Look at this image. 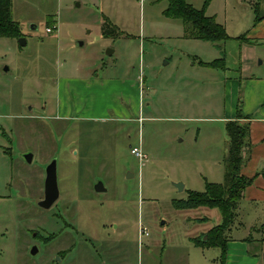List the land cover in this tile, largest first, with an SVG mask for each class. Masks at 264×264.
I'll list each match as a JSON object with an SVG mask.
<instances>
[{
  "label": "rangeland",
  "instance_id": "obj_1",
  "mask_svg": "<svg viewBox=\"0 0 264 264\" xmlns=\"http://www.w3.org/2000/svg\"><path fill=\"white\" fill-rule=\"evenodd\" d=\"M187 1L198 9L207 2ZM12 2L26 44L0 37V264H220L219 248L191 240L221 223L219 209H177L173 200L225 181L224 118L246 84L243 77L241 93L238 84L226 93L225 79L264 76V44L249 49L235 37L255 19L254 0H209L206 14L231 24V38L215 46L186 39L182 21L164 15L168 0ZM105 18L124 33L104 35ZM241 21L247 25L237 33ZM222 56L224 69L199 64ZM94 76L141 82L137 118L96 90L98 115L86 114L92 93L77 94L65 79ZM53 159L60 196L44 209L38 202ZM99 182L105 190H96ZM263 222L264 204L241 202L228 232L248 238L258 264Z\"/></svg>",
  "mask_w": 264,
  "mask_h": 264
},
{
  "label": "trees",
  "instance_id": "obj_2",
  "mask_svg": "<svg viewBox=\"0 0 264 264\" xmlns=\"http://www.w3.org/2000/svg\"><path fill=\"white\" fill-rule=\"evenodd\" d=\"M168 7L164 15L168 18L180 19L184 24V37L206 41H226L231 38L225 26L218 22L215 16L206 14V6L198 9L187 0H168ZM51 21L48 20L47 28H51ZM104 35L119 36V27L105 18L103 25ZM23 36L21 26L13 17L12 0H0V37L19 38ZM244 39L245 36L239 37ZM224 57L213 62H200L203 66L223 67ZM240 107L237 118L226 123L228 140L224 156L225 181L223 183L207 182L206 190L203 192L190 190L186 199H174L173 206L177 209H194L201 206L217 208L221 212L222 222L211 228L206 235L192 239L196 246L217 247L221 250L220 264H227V243L228 232L235 223L238 216L241 201L245 190L253 184L255 177H248L242 173L250 151V126L242 123ZM206 219H200L204 221ZM207 237L204 239V237Z\"/></svg>",
  "mask_w": 264,
  "mask_h": 264
},
{
  "label": "crops",
  "instance_id": "obj_3",
  "mask_svg": "<svg viewBox=\"0 0 264 264\" xmlns=\"http://www.w3.org/2000/svg\"><path fill=\"white\" fill-rule=\"evenodd\" d=\"M254 3H255L256 17L254 20H252V24L250 28H248V30L243 34L235 36L238 39H240L239 37L245 36L244 39H240V40L242 41V43L248 45L249 49L256 48L255 46L264 44V0H254ZM237 24L239 29L238 30L239 32L237 33H242L243 29H245L247 25V22L241 21V22H237L235 25ZM224 26L227 30L228 27L231 26V24L225 22ZM186 39H191V38H186ZM195 40H200V39H195ZM202 41L213 42L206 40H202ZM221 51L224 56L225 50L222 48ZM225 57L224 59H226ZM247 59L249 58L247 57ZM200 62L201 61H199V64ZM241 63H242L241 67L243 69V67H245V65L247 64V62H245V58L243 55H241ZM206 68H208V66H206ZM219 68L222 69L226 68V61L224 63V66ZM243 77L246 79L244 96L243 98L241 97L244 100L243 105H242V100L239 97L238 101L236 102L235 109L231 110V114L225 117L224 121H226L227 123L228 121L237 118L238 108L240 107V113L243 116L240 119V121L242 123H247L250 126V141L252 147L250 154L245 164L242 167V173L248 177H255V178L253 184L250 185L245 190L244 197L241 202L242 204L245 202L248 205H254V204L257 205V204H264V76H259L254 74V72H251L249 75L240 76V80H238L237 77L235 78L227 77L225 79L226 93L229 91L231 94H233L234 91L236 90L237 84L239 85V93H241L242 91H240V89L242 88V85H244ZM65 81L66 82L69 81L68 83H72L71 86L72 87L74 86L73 88L77 92V94H81V93L83 94L85 93V90L88 89L92 93V98H91L92 103L86 105V112H85L86 114L97 116L98 105L99 106L101 105V103H99L100 98H98L97 95L94 94L95 92L93 90H96L97 92H101L102 95L103 94L113 95L115 101L117 100L115 105L119 103V107L122 109V111L125 112L124 114L129 116L134 115L133 116L134 119L135 117L137 118V116L140 114V109H139L140 98L142 93L145 94V88H142L141 82L134 83V81L128 79L122 80L121 78L112 77V76H107L105 78L99 76L82 78V79L66 78ZM129 97L130 100L131 99L135 100V104H134L135 108L134 107L132 108L131 106L127 105V102L129 101ZM121 100L122 101L124 100L125 103L124 104L123 102L121 103L120 102ZM102 104L104 105V103ZM68 105H69L68 99L66 102L60 105V109H63L62 112L60 113L61 116L63 117L68 116V112H66ZM110 105L111 104H109L107 108L109 107L111 108ZM130 108L132 109L131 113L129 112ZM140 119L141 117H139V120ZM200 219L203 218H192L191 220L200 221ZM204 219L207 220V218ZM260 226H262L261 229H264V222ZM208 231H206L205 233L202 232L200 235H206ZM200 235L196 237H199ZM193 238L195 237H192L191 240ZM248 244H249L248 238H240L237 240H233L229 238V241L227 243V264H258L259 259L249 255L248 253L249 249L247 247ZM220 255H221V250H220Z\"/></svg>",
  "mask_w": 264,
  "mask_h": 264
},
{
  "label": "water",
  "instance_id": "obj_4",
  "mask_svg": "<svg viewBox=\"0 0 264 264\" xmlns=\"http://www.w3.org/2000/svg\"><path fill=\"white\" fill-rule=\"evenodd\" d=\"M20 42L22 45L26 44V40L24 37H20ZM79 44H83V42H79ZM6 69H8L6 67ZM26 161L32 162L33 161V154L27 153L24 155ZM176 186L183 190L184 185L182 183H176ZM97 191L105 190L103 183L99 182L95 186ZM60 190L58 185V174H57V160L53 159L47 166H46V179H45V187H44V198L38 202V205L44 209H50L53 204L59 199ZM207 237L205 236L204 239ZM38 251L37 247L34 246L32 249V253L35 254Z\"/></svg>",
  "mask_w": 264,
  "mask_h": 264
},
{
  "label": "built area",
  "instance_id": "obj_5",
  "mask_svg": "<svg viewBox=\"0 0 264 264\" xmlns=\"http://www.w3.org/2000/svg\"><path fill=\"white\" fill-rule=\"evenodd\" d=\"M47 31H48V32H51V31H53V28H47ZM132 152H133L136 156H138V157H143V156H144V155L142 154V152H141V149H140L139 147H134V148L132 149ZM140 234H141V235L144 234L143 228H141V233H140ZM144 235H148V233L145 232Z\"/></svg>",
  "mask_w": 264,
  "mask_h": 264
},
{
  "label": "flooded vegetation",
  "instance_id": "obj_6",
  "mask_svg": "<svg viewBox=\"0 0 264 264\" xmlns=\"http://www.w3.org/2000/svg\"><path fill=\"white\" fill-rule=\"evenodd\" d=\"M34 236H36V234L34 233Z\"/></svg>",
  "mask_w": 264,
  "mask_h": 264
}]
</instances>
